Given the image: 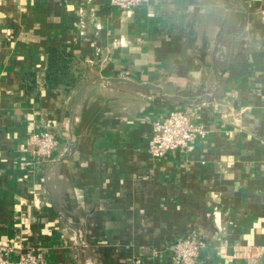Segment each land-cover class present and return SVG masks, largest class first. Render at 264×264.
<instances>
[{
	"label": "crops",
	"instance_id": "1",
	"mask_svg": "<svg viewBox=\"0 0 264 264\" xmlns=\"http://www.w3.org/2000/svg\"><path fill=\"white\" fill-rule=\"evenodd\" d=\"M48 48L87 82L48 89ZM174 110L209 133L155 158ZM188 235L198 264H264V0H0V241L45 264H173Z\"/></svg>",
	"mask_w": 264,
	"mask_h": 264
},
{
	"label": "built area",
	"instance_id": "2",
	"mask_svg": "<svg viewBox=\"0 0 264 264\" xmlns=\"http://www.w3.org/2000/svg\"><path fill=\"white\" fill-rule=\"evenodd\" d=\"M150 0H109V5L120 11L128 12L149 3ZM209 131L199 124L193 113L174 110L163 120L153 123V136L149 151L155 158H163L175 151H191L195 141L205 138ZM58 136L51 131L33 132L28 136L25 150L37 163L48 162L58 148ZM206 248V242L194 235L179 238L172 247L173 264H198ZM14 255L16 258L11 259ZM0 264H45L41 252L28 251L9 241H0ZM133 264H143L136 260Z\"/></svg>",
	"mask_w": 264,
	"mask_h": 264
},
{
	"label": "trees",
	"instance_id": "3",
	"mask_svg": "<svg viewBox=\"0 0 264 264\" xmlns=\"http://www.w3.org/2000/svg\"><path fill=\"white\" fill-rule=\"evenodd\" d=\"M47 55L46 84L48 89H59L68 94L87 82V70L73 56L55 48H48ZM34 78L30 75L27 82L29 92L35 89Z\"/></svg>",
	"mask_w": 264,
	"mask_h": 264
}]
</instances>
